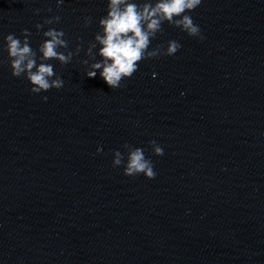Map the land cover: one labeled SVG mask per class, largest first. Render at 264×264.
I'll return each mask as SVG.
<instances>
[{"label": "clouds", "instance_id": "obj_1", "mask_svg": "<svg viewBox=\"0 0 264 264\" xmlns=\"http://www.w3.org/2000/svg\"><path fill=\"white\" fill-rule=\"evenodd\" d=\"M57 3L59 5L63 3V0H57ZM200 4L201 0H156L154 4L151 2L137 4L133 0H108L107 14L99 20L102 32L95 35V42L90 43L86 53L88 57L94 59L93 49L98 43L101 45L98 54L103 59L89 66L90 70L86 72L87 77L95 78L97 70L102 69L99 72L100 76L109 87L116 89L121 87L123 79L133 76L140 61L174 55L181 48L175 40L168 41L166 49L158 45L148 50L152 39L162 31V25L165 22L180 28L190 37L203 39L199 26L187 14ZM48 10L51 11V9ZM36 12L38 13L39 9ZM60 19L59 16H53L45 19L43 24H36L35 27L39 31L44 25L58 23ZM90 23L91 17H85V26ZM30 35L31 33L24 29L22 30L23 41L16 38L14 34H8L5 37L11 75L16 78L23 75L32 85L30 91L34 94L47 92L53 88L61 89L64 81L54 72L53 65L46 61L55 59L61 65H66L71 62L74 55L81 51L80 45H77L75 53L68 51L69 43L63 38L65 33L62 30L49 28L43 32L46 39L38 48L41 55L39 56L40 63L37 64V51H34L29 44ZM82 63L87 65L88 60ZM54 76L55 79H53ZM42 99L46 101L47 97L44 96ZM149 143L155 155L164 154L162 147L154 140ZM123 147L127 150V163L123 174L125 176L143 174L148 179H154L156 172L153 163L145 157L144 151L128 144ZM123 159L122 153L115 151L113 167L120 166Z\"/></svg>", "mask_w": 264, "mask_h": 264}]
</instances>
